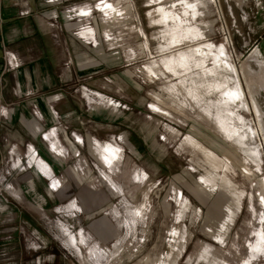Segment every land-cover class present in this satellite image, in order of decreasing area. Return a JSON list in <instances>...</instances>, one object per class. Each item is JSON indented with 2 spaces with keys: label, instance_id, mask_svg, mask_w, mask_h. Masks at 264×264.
<instances>
[{
  "label": "rangeland",
  "instance_id": "rangeland-1",
  "mask_svg": "<svg viewBox=\"0 0 264 264\" xmlns=\"http://www.w3.org/2000/svg\"><path fill=\"white\" fill-rule=\"evenodd\" d=\"M42 11L59 25L55 93L71 113L69 152L38 150L106 204L71 216L77 188L42 201L3 187L0 264H264V0H63ZM9 151L0 161L12 166ZM104 229L103 251L80 245Z\"/></svg>",
  "mask_w": 264,
  "mask_h": 264
},
{
  "label": "crops",
  "instance_id": "crops-1",
  "mask_svg": "<svg viewBox=\"0 0 264 264\" xmlns=\"http://www.w3.org/2000/svg\"><path fill=\"white\" fill-rule=\"evenodd\" d=\"M46 4V0H0V16L3 20L0 25V108L8 106L11 110L6 119L8 126H4L3 129L5 130L2 129L0 132V142L1 139L5 140L4 152L9 148L7 143L13 144V138L20 145V148L33 144L38 149L50 151V140L44 135V125L46 124H44V121L41 122L37 119L34 108L43 112L44 120H46V117L53 119L52 113L48 109L49 106H53L54 109L58 110L60 124H62L60 126L61 136L64 134V118L71 113L68 102L64 99L65 97L55 101L48 99L49 93L61 91L62 88L58 80L59 67L53 60V53L60 46L61 33L58 30V23L52 21V17L42 11ZM73 27V23L69 24V28ZM16 83H20L21 86V91L18 94L14 92ZM5 94H8V99ZM0 119H2L1 116ZM14 123L18 128L17 132L12 133L13 128L11 126L14 127ZM4 152L0 148V156ZM4 160L3 158L0 161V175L5 176V174L8 175V172L14 171L15 167L14 165L9 166L8 161L3 162ZM9 160L11 159L9 158ZM47 163L53 173L51 176H42L36 170H30L14 180V191L12 192L26 193V196L29 197L32 193L35 199L54 201L59 198V195L61 198L71 196L75 191L74 189L77 188L76 197L79 199L81 211L70 213L71 216L79 214V216L84 217L92 210L106 204L101 188L92 186L83 189L84 186L77 187L72 180L71 182L68 180V175L57 172V166L54 164L52 166L50 161H47ZM41 181L46 183L44 195L37 191V184ZM6 207L9 208L10 206L6 205ZM13 212H9L8 217L11 218L12 222H15L17 216L15 220L12 217H14V214L17 215L18 212ZM64 220L69 224L67 219ZM23 224L26 225L27 222L23 221ZM112 232L104 229L101 234L96 236V243L83 241L80 245H89L91 250L88 249V252L89 250L92 251L93 255L95 252L99 253L104 250V244L106 245L109 239L112 238ZM106 235L111 237L107 238ZM96 244L98 248H95Z\"/></svg>",
  "mask_w": 264,
  "mask_h": 264
},
{
  "label": "built area",
  "instance_id": "built-area-1",
  "mask_svg": "<svg viewBox=\"0 0 264 264\" xmlns=\"http://www.w3.org/2000/svg\"><path fill=\"white\" fill-rule=\"evenodd\" d=\"M63 0H46V3L49 5L54 6V4H60L62 3ZM91 12V11H89ZM85 14V13H84ZM84 14H80L81 16H84ZM2 17L0 16V25L3 23L2 22ZM12 56L15 58V55L12 53ZM2 79V78H1ZM21 91V86L20 83H16V87L14 88V92L15 94H18V92ZM65 95L62 94L61 92L56 93L55 95L52 96H48V99L50 101H55L56 99H60V98H64ZM49 109L51 110L52 113V117H53V121L51 126H49L47 129L44 130V135H46V137L50 140L49 141V149L52 153L56 154V156H62V154L60 152H58L59 149L64 150L65 153L69 152V149L66 148L65 149V145L63 142V139L61 138V134H60V126L62 124H60L59 121V112L58 110L54 109L53 106H49ZM10 108L8 106H2L0 108V116L2 117V119H0V132L2 131V129L4 128V126H8L6 119L8 117V115L10 114ZM34 114L36 115L37 119H39L41 122L44 121V124H46L45 120H44V115L43 112H41L40 110H38L37 108H34ZM47 125V124H46ZM75 140L77 137H75ZM83 139L81 140H76V143L78 144V142H82L83 143ZM7 146L10 148L9 154L14 156V154H18L17 157H15V161H14V167L15 170L14 172H9L8 176L9 178H4L5 181L7 182H3L2 187L0 188L1 190L3 189V187H13V182H14V175L16 172L23 173L29 169H34L36 170L39 174H41L42 176H51L52 170L49 166V164L47 163L46 159L44 157H42V155L39 153L38 148L33 145V144H28V146L26 147V151L24 154H20L21 152H19L20 150V145L17 144V142L13 143V144H8ZM19 152V153H18ZM6 158V156H4V159ZM51 171V172H50ZM6 187V188H7ZM78 201L76 198H74L73 200L69 201L68 204H72L75 202V205H77ZM65 204V205H68ZM65 207V206H64ZM75 212H79L78 207H73ZM76 208V210H75ZM64 209V208H63ZM73 212H69V213H74ZM68 213V212H67Z\"/></svg>",
  "mask_w": 264,
  "mask_h": 264
},
{
  "label": "flooded vegetation",
  "instance_id": "flooded-vegetation-1",
  "mask_svg": "<svg viewBox=\"0 0 264 264\" xmlns=\"http://www.w3.org/2000/svg\"><path fill=\"white\" fill-rule=\"evenodd\" d=\"M74 215H77V214H74ZM68 216V215H67ZM76 229V228H75ZM79 230H81V231H83V233H85V230H84V228H79ZM79 232V231H78ZM80 233V232H79ZM101 251H103V250H101ZM100 251V252H101ZM102 259H104V258H102ZM97 261H99V260H97ZM102 261V260H101ZM98 264H100V263H98Z\"/></svg>",
  "mask_w": 264,
  "mask_h": 264
},
{
  "label": "water",
  "instance_id": "water-1",
  "mask_svg": "<svg viewBox=\"0 0 264 264\" xmlns=\"http://www.w3.org/2000/svg\"><path fill=\"white\" fill-rule=\"evenodd\" d=\"M6 222H9V220L8 221L6 220Z\"/></svg>",
  "mask_w": 264,
  "mask_h": 264
}]
</instances>
